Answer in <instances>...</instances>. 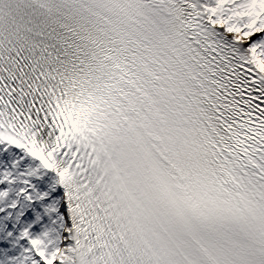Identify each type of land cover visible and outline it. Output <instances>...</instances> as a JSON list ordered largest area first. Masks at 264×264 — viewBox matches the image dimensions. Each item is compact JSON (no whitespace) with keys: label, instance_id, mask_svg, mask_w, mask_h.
Here are the masks:
<instances>
[{"label":"snow or ice","instance_id":"6c2138e0","mask_svg":"<svg viewBox=\"0 0 264 264\" xmlns=\"http://www.w3.org/2000/svg\"><path fill=\"white\" fill-rule=\"evenodd\" d=\"M0 264H264V0H0Z\"/></svg>","mask_w":264,"mask_h":264}]
</instances>
